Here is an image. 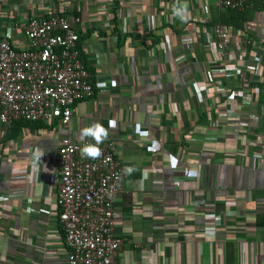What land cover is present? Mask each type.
<instances>
[{
  "label": "crops",
  "instance_id": "crops-1",
  "mask_svg": "<svg viewBox=\"0 0 264 264\" xmlns=\"http://www.w3.org/2000/svg\"><path fill=\"white\" fill-rule=\"evenodd\" d=\"M185 3L181 21L172 9ZM220 10L216 0H0V39L17 49L28 19L78 16L79 58L106 84L66 128L0 122V194L22 192L0 202V264H67L56 155L65 135L92 140L80 132L94 122L123 170L118 264H264V12L245 32L229 28L235 53L221 58L210 32ZM244 61L258 64L246 86L220 71ZM207 214L220 219L214 230Z\"/></svg>",
  "mask_w": 264,
  "mask_h": 264
},
{
  "label": "built area",
  "instance_id": "built-area-1",
  "mask_svg": "<svg viewBox=\"0 0 264 264\" xmlns=\"http://www.w3.org/2000/svg\"><path fill=\"white\" fill-rule=\"evenodd\" d=\"M216 2L221 9L251 7L247 0ZM80 22L76 15L30 18L23 25L25 49L15 48L7 36L0 39L2 124L57 120L66 128L75 105L90 98L95 89L105 87L103 81H90L89 72L79 58ZM210 32L215 39L217 55L230 58L235 53L231 48L230 29L215 24ZM241 44L244 48L250 41L242 39ZM257 68V63L244 61L241 67L230 66L220 71L223 74L231 72L246 86L249 74ZM85 144H95V141L77 142L65 135L56 155L59 220L64 229L67 264H118L122 240L114 231V203L122 189L123 170L115 158L112 142L103 141L99 145L102 154L94 159L80 155ZM250 144L255 145V142ZM33 166L37 173L38 164L33 162ZM0 180L3 181L1 176ZM19 195H22L19 189L6 190L0 194V202ZM206 217L213 224L207 230H214L216 224H220L217 216L207 214Z\"/></svg>",
  "mask_w": 264,
  "mask_h": 264
},
{
  "label": "clouds",
  "instance_id": "clouds-1",
  "mask_svg": "<svg viewBox=\"0 0 264 264\" xmlns=\"http://www.w3.org/2000/svg\"><path fill=\"white\" fill-rule=\"evenodd\" d=\"M187 11L188 6L186 3L172 9L173 16L179 18L181 21H184L187 18ZM112 123L113 122H110V127L112 126ZM107 135V130L100 123L94 122L92 125L83 128L80 132L81 138H91L95 141V144H85L80 150V155L85 158H98L102 154L99 145L103 143L104 139L107 138ZM43 155L44 153L38 148L34 155V162L39 163Z\"/></svg>",
  "mask_w": 264,
  "mask_h": 264
},
{
  "label": "trees",
  "instance_id": "trees-1",
  "mask_svg": "<svg viewBox=\"0 0 264 264\" xmlns=\"http://www.w3.org/2000/svg\"><path fill=\"white\" fill-rule=\"evenodd\" d=\"M247 4L251 5V7L244 8L243 10L230 8L220 10L216 16H212L211 24H220L234 31L245 30V24L252 20L256 12H264V0H247Z\"/></svg>",
  "mask_w": 264,
  "mask_h": 264
}]
</instances>
